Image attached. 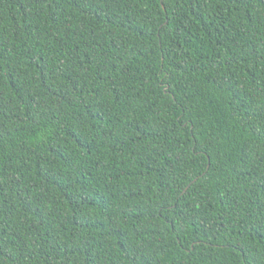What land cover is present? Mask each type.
I'll use <instances>...</instances> for the list:
<instances>
[{
	"label": "trees",
	"instance_id": "1",
	"mask_svg": "<svg viewBox=\"0 0 264 264\" xmlns=\"http://www.w3.org/2000/svg\"><path fill=\"white\" fill-rule=\"evenodd\" d=\"M0 264H264V0H0Z\"/></svg>",
	"mask_w": 264,
	"mask_h": 264
}]
</instances>
